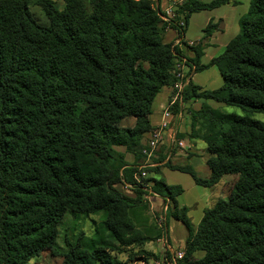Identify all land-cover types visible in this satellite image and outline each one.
<instances>
[{
  "label": "trees",
  "instance_id": "16d2710c",
  "mask_svg": "<svg viewBox=\"0 0 264 264\" xmlns=\"http://www.w3.org/2000/svg\"><path fill=\"white\" fill-rule=\"evenodd\" d=\"M229 1L188 0L175 8L176 20L187 22ZM61 2L58 9L51 0H0V264H28L45 252L61 264H128L115 254L167 237L170 218L188 233L175 264H264V122L253 118L264 117V0H249L239 33L220 55L201 65L199 43L185 60L188 76L214 66L223 84L201 90L189 79L171 108L174 115L194 99L241 112L223 113L205 103L187 109L189 136L202 141L208 154V179L173 166L164 146L155 153V166L143 167L152 103L178 81L175 65L184 60L176 45L163 40L167 24L161 12L149 0ZM30 6L39 7L46 24ZM169 28L179 38L185 33L176 21ZM216 28L209 23L203 38ZM130 119L133 126L124 127ZM162 167L186 173L203 187L224 176L236 179L228 197L204 210L193 229L187 208L177 202L181 187L155 177ZM128 185L134 198L118 189ZM148 195L170 205L162 229L152 236L139 233L133 221L149 209ZM68 212H102L104 221L90 239L81 234L73 245L64 239L62 251L58 227ZM137 252L132 257L160 260ZM196 252L203 256L194 258Z\"/></svg>",
  "mask_w": 264,
  "mask_h": 264
},
{
  "label": "crops",
  "instance_id": "0c3cea01",
  "mask_svg": "<svg viewBox=\"0 0 264 264\" xmlns=\"http://www.w3.org/2000/svg\"><path fill=\"white\" fill-rule=\"evenodd\" d=\"M51 1L54 2L55 4H59L62 7L61 0H51ZM149 1L151 2L154 9L160 11L161 14L169 6H172L173 8L174 7L176 8L178 6L176 5L177 0H149ZM200 1L201 3H209L213 0H200ZM246 2L248 4L247 0H230L227 4L214 8L210 11L203 10L195 14H192L189 17L188 21L184 22L185 33L182 36V38H179L177 36V33L175 30H173L172 28H167L163 34V40L165 43H172L173 45H176L179 48L180 52L182 54L183 53L185 54L186 57L182 55L183 57H185L183 58L184 60L193 58V53L189 48H186V44H189V45L191 44L192 46L193 44L197 45L200 43L202 47L205 46L203 49V55L200 59V64L206 65L211 59L220 55L221 50L222 49L224 50V48L226 47L228 42L227 40H224V33L226 32V30L229 31V28H231L229 27V23L232 24L233 22V26L231 29L234 32H236V28H237V25L240 19L239 16H235L233 18V21L228 22L226 14L227 13L231 14V12H224L223 14H220V15L216 14V12H218V10L220 9L225 8L224 10L226 9L233 10L232 13H236V11L239 10V7H243L244 3ZM246 8L247 6L245 7V9ZM30 11L32 14L33 13L34 15L36 14L35 17L39 20L42 18H45L41 10L37 6H30ZM244 12L245 11H243L242 13ZM201 13H203L207 17L204 19L203 26L200 29V34L197 35L196 38H192V39L188 38L186 35H187L188 27L190 25V21L192 20L194 16L200 15ZM209 23L216 25L217 29L213 31L210 37L203 38L202 32ZM181 41L186 44L180 45ZM184 69H185L184 72L186 75L187 69L189 70L188 65H187V68L185 67ZM217 76H219V78L221 79V83L219 86L215 87L212 85H214L216 82L214 83V81L212 80L215 79ZM189 79L194 86L199 87L201 90H208V91L215 90L223 84V80L219 74V71L214 66L208 67L198 73L193 72L189 76V78H187L186 82L189 81ZM172 95H173V87L168 86V87L162 88L161 91L155 97L152 103L151 114L149 116V123H150L152 130L159 126L161 122L162 112L165 109L166 105L171 100ZM204 103L209 105L213 109H217V106H223L211 100L204 101L202 99H194L191 102H188V104H185L186 110H184V113L180 116V119L177 117L174 119L172 126L169 128L168 134L165 136L163 140V145H164V148H169L170 150L167 160H171L172 157L176 159V162L172 164L173 166L185 167V165H187L190 168H192L197 175H199L198 173H201L202 177L199 176L200 178L208 179L210 176V170L206 166V159L208 158V154L206 152L205 145L202 141L198 139H191V137L189 136L190 118H189V114H187V109L198 110L201 107V105ZM130 121H131L130 123V127H131L133 126L134 120L130 119ZM124 123H126V121ZM176 134L182 135L184 137L183 139H179V141L183 142V149H180L176 145L175 147H173L171 144L170 138H172V136L174 135L177 139ZM148 137H149V134L147 133L144 136L143 143L147 141ZM190 153H192L193 156L191 158L186 157ZM127 161L128 163H132L133 157L131 155H127ZM167 172L183 173L177 170L168 169L166 167H162L160 169V173L162 174L163 173L165 174ZM228 177L230 176H224L223 178H221V180L216 185L212 187H203L193 182L195 186L203 188L204 190L202 193H199L197 197V202L194 203L193 205L188 204L186 202L180 203V201L178 200L179 197H183L184 195V190L180 185L169 184L168 182H165V183L167 185L179 186L183 190V193L177 198V202L180 207L187 208L188 218L192 224L193 229H195L203 216L204 210L212 207L218 199L225 200L228 197L229 194L227 195L226 190L224 189V183H226V186H228V182H230L228 181L229 180ZM148 201L150 204L151 211H155L157 214L158 212L160 213L162 209H165L167 207L165 201L156 195L149 196ZM187 238H188V233L186 229L184 228V226L179 221H176L170 218L167 223L166 239L163 240V238H160L154 244L149 245V246L147 245L148 246L147 248L148 250H152L154 254H162L163 249L165 250V248H167L170 256L172 255V257L170 258L172 260L167 262V258H166L167 263L165 264H175V258L173 257V255H175V253L178 251H181L184 253L185 243L187 241ZM202 256H203L202 252H196L193 255V257L196 259H199ZM134 264H144V261H141V262L136 261Z\"/></svg>",
  "mask_w": 264,
  "mask_h": 264
},
{
  "label": "rangeland",
  "instance_id": "374dc122",
  "mask_svg": "<svg viewBox=\"0 0 264 264\" xmlns=\"http://www.w3.org/2000/svg\"><path fill=\"white\" fill-rule=\"evenodd\" d=\"M197 1L201 2L200 0H197ZM247 1H248V4H247V2L244 3V6L239 7V10H237L236 13H232L233 10H227V9L224 10L225 9L224 8V9L218 10V12H216V14L220 15V14H223L224 12H231V14H228V13L226 14L228 22L233 21V18L235 16H239L241 18V16L244 15L249 8V0H247ZM56 6L58 9H61V6L59 4H56ZM246 6H247V8L245 9ZM243 11H245V12L242 13ZM33 15H34V13H33ZM35 15H34V17H35ZM206 17H207L206 15L201 13L200 15H196L192 18V20L190 21V25L188 27L187 35H186L188 38H191V39L196 38V36L200 34V29L203 26L204 19ZM239 17H238V19H239ZM35 19L42 25L46 24L45 18H42L39 20L35 17ZM232 26H233V22H232V24L229 23V27L232 28ZM231 28H229V31L226 30V32L224 33V40H227V42H229L232 38H234L239 33V23L237 25L236 32H234ZM195 45L193 44L191 46L189 44H186V48L194 47ZM204 47H203V49H204ZM222 50H221V53L223 52ZM182 55L185 56L184 53ZM188 60H191V59H188ZM186 64H189V62L187 61ZM176 65H177V63H176ZM175 69H176V66H175ZM212 81H214V83L216 82L215 84L213 83L214 85H212L215 87L219 86L221 83V79L219 78V76H217ZM217 109L223 113H231V114L241 115L240 110L235 109V108L217 106ZM253 118L256 120L264 122V117L261 115H254ZM130 123H131V121L128 120V121H126V123H124L123 126L124 127H130ZM147 141H148V139H147ZM192 156H193L192 153H190L186 157L191 158ZM151 159L154 160V159H156V157H152ZM133 161H134V159H133ZM145 161H146V159H145ZM169 161L171 164H173L174 162H176V159L174 157H172L171 160H169ZM164 162H165V160H164ZM185 167H189V166L185 165ZM198 174H199L198 176L202 177L201 173H198ZM148 176L149 175H146L144 178H146ZM155 177L156 178L157 177L162 178L165 182H168L169 184L180 185L183 188L184 195H183V197L178 198L180 203L186 202L188 204L193 205L194 203L197 202V197H198L199 193H202L204 191L203 188L195 186L193 181H192V178H190V176L188 174H185V173L167 172L165 174L160 173V175L155 176ZM230 177H228L229 178L228 181H230V182H228V186H226V183H224V189L226 190L227 195L230 193V189H231L230 187L232 186V184L234 183V181L236 179L235 176H230ZM136 183H138V182L136 181ZM147 187H148V189H150L151 184H148ZM133 188H134V186H132V185L118 186L119 191L121 193H123L124 195H126L127 197H130V198H134V195L132 193ZM148 197H149V195L145 198V201H146L145 204L146 203L149 204ZM165 203H166L167 207L170 208L169 203H167V202H165ZM167 207L165 209H162V211L160 213L158 212V214H157L155 211H151L150 204H149V209H145L143 214H142L143 215L142 220L141 219L138 220L136 217L133 219L136 230L139 233L141 232L142 234L147 235V236H152L153 230H156V229L161 230L162 226H163V222H164V216L163 215H165ZM103 221H104V214L102 212H100L98 214H77V213L68 212L67 214H65L62 223L58 227L57 245H58L59 249L61 248L62 251L67 250V248L64 245V239H67L69 241V243H71L73 245L76 242L77 237L80 236L81 234H83L87 239L92 238V236L95 234V232L100 230V226L102 225ZM102 235H104V233H102ZM162 238H163V240L166 239V237H162ZM156 241L157 240H154V242H150V243L146 244L145 246H143L139 249H130V248L125 249V250H123L122 254H115V258L118 261L127 262L128 264H134L136 261L137 262L138 261L139 262L144 261V264H165V263L171 261L172 259H170V258L172 257V255L171 256L169 255L167 262H164L161 260L162 256H164V252H165L164 249H163L162 254H154L152 252V250H148L147 247L149 245L154 244ZM139 250L145 251L146 253H149L155 257L159 256L160 260L159 261L154 260V258H152L151 256H147L144 254H137L136 256L132 257V255L135 253H138L137 251H139ZM166 252H168V250ZM129 257L130 258L132 257L131 258L132 260L128 261ZM61 261L62 260L60 258L53 257L48 252H45V253H42L39 257L31 259L28 262V264H61Z\"/></svg>",
  "mask_w": 264,
  "mask_h": 264
},
{
  "label": "built area",
  "instance_id": "2783aa9c",
  "mask_svg": "<svg viewBox=\"0 0 264 264\" xmlns=\"http://www.w3.org/2000/svg\"><path fill=\"white\" fill-rule=\"evenodd\" d=\"M187 1L188 0H177L176 5L183 4L184 2H187ZM176 18H177V15H176L175 7L173 8L172 6H169L168 8H166L163 11L162 16H161L162 21L167 24V28H169L170 23H172L173 21H176V24L179 28L184 27V21L183 20H176ZM176 63H177V65H175L176 69H177L176 78L178 79V81L173 86V95H172L171 100L169 101V103L166 105L165 109L162 112L161 122H160L159 126L155 129H153L149 134V138L147 141L148 150L143 151V155L146 157V161H145L143 167L155 166V164L152 162L151 158L156 157L155 156L156 151H158V149L161 146H164L163 140H164L165 136L168 134L169 128L172 126L174 119L176 117L180 119V116H181V115H178V116L174 115L171 112V108L173 107L175 102L181 100L182 90H183L184 86L186 85V83L188 82V81L186 82V80H187V78H189V76L187 75L189 70L187 69V73L185 75V72H184L185 69L184 68L185 67L187 68L185 60L177 61ZM170 139H171V144L173 147H175V145H176L180 149H183V142L182 141H179L178 139H176V137L174 135ZM140 175H141V177H145L146 173L142 172ZM167 250L168 249L166 248L164 251L166 252ZM165 252H164V257L166 255ZM182 256H183V252H181V251H178L175 253V255H173L175 260L181 259ZM164 262H166V258H165Z\"/></svg>",
  "mask_w": 264,
  "mask_h": 264
}]
</instances>
